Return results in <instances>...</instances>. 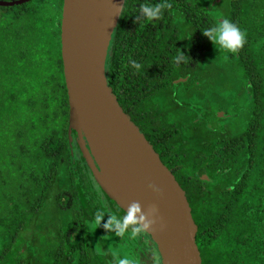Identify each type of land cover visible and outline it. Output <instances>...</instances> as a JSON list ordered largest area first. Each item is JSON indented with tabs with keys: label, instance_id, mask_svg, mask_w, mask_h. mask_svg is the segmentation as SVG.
Wrapping results in <instances>:
<instances>
[{
	"label": "trees",
	"instance_id": "1",
	"mask_svg": "<svg viewBox=\"0 0 264 264\" xmlns=\"http://www.w3.org/2000/svg\"><path fill=\"white\" fill-rule=\"evenodd\" d=\"M160 2L126 1L109 88L186 192L203 264H264V0H168L161 18L140 14ZM63 4L0 7V264H113V251L152 264L150 236L92 226L98 209L125 212L70 128ZM225 18L247 32L235 54L202 33ZM181 50L188 63L175 62Z\"/></svg>",
	"mask_w": 264,
	"mask_h": 264
},
{
	"label": "water",
	"instance_id": "2",
	"mask_svg": "<svg viewBox=\"0 0 264 264\" xmlns=\"http://www.w3.org/2000/svg\"><path fill=\"white\" fill-rule=\"evenodd\" d=\"M30 1H0V7ZM126 1L64 0L61 43L70 128L112 202L124 212L132 201H139L145 212L157 205V223L148 236L162 252L164 264H203L186 192L108 85V52ZM150 183L160 187L163 196L149 189Z\"/></svg>",
	"mask_w": 264,
	"mask_h": 264
},
{
	"label": "clouds",
	"instance_id": "3",
	"mask_svg": "<svg viewBox=\"0 0 264 264\" xmlns=\"http://www.w3.org/2000/svg\"><path fill=\"white\" fill-rule=\"evenodd\" d=\"M124 7L125 4L120 6L121 16ZM171 7L172 5L168 0H161L160 3L156 4H143L140 7V14L146 20L152 21L161 18L164 11L171 9ZM202 33L212 41L215 48L219 51L235 54L243 49L247 43L246 30H243L237 23L228 18L202 30ZM190 59L182 50L174 58L177 64L181 62L188 63ZM131 63L133 68L137 70L141 68V65L135 60H132ZM148 187L157 195L163 196V190L156 184L150 183ZM158 211L157 205L151 204L148 206L147 212H145L139 201H132L122 216L119 215V209L116 212H102L98 209L91 223L96 229L102 226L106 232L114 233L115 236L123 238L127 235L130 239L137 240L146 237L150 233L149 230L157 223ZM105 215L109 216L107 223L103 222ZM145 240L148 241L147 239ZM149 252L152 264H164V258L160 249L152 246L149 247ZM111 255L113 256V264H142L141 259L136 256L125 255L121 257L118 251H113Z\"/></svg>",
	"mask_w": 264,
	"mask_h": 264
},
{
	"label": "rangeland",
	"instance_id": "4",
	"mask_svg": "<svg viewBox=\"0 0 264 264\" xmlns=\"http://www.w3.org/2000/svg\"><path fill=\"white\" fill-rule=\"evenodd\" d=\"M211 93H213V88L211 89ZM219 116H222V113H220Z\"/></svg>",
	"mask_w": 264,
	"mask_h": 264
}]
</instances>
